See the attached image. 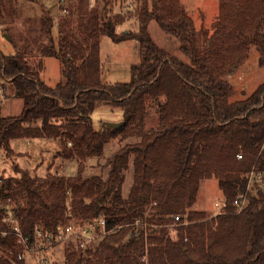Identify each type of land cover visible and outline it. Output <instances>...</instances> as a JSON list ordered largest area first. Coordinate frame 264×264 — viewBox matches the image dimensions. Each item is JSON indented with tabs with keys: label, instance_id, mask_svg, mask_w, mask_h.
Instances as JSON below:
<instances>
[{
	"label": "trees",
	"instance_id": "1",
	"mask_svg": "<svg viewBox=\"0 0 264 264\" xmlns=\"http://www.w3.org/2000/svg\"><path fill=\"white\" fill-rule=\"evenodd\" d=\"M137 1L136 30L118 32L127 16L113 14L109 2L60 0L57 24L51 8L42 7L39 17L25 20L26 34L9 36L16 53L0 52V78L11 81L23 108L0 115V150L10 157L15 139H54L62 143L59 156L79 160V168L42 179L16 167L21 176L1 179L0 198L12 199L27 235L55 232L68 214L95 233L110 231L86 250L67 249L68 264H264V82L234 102L228 80L252 47L264 67V0H219L211 29L199 31L180 0ZM15 3L0 0V19L16 15ZM153 20L179 40L188 61L154 41ZM103 36L138 44L142 60L130 82L103 81ZM48 57L61 63L54 87L42 79ZM150 102L159 120L146 129ZM103 105L123 111L120 129L95 128L92 115ZM119 137L136 140L112 155L106 177H84L83 161L101 157ZM131 165L134 180L124 197ZM211 178L225 198L214 218L191 210L201 182ZM0 247L19 249L12 237L0 236Z\"/></svg>",
	"mask_w": 264,
	"mask_h": 264
},
{
	"label": "rangeland",
	"instance_id": "2",
	"mask_svg": "<svg viewBox=\"0 0 264 264\" xmlns=\"http://www.w3.org/2000/svg\"><path fill=\"white\" fill-rule=\"evenodd\" d=\"M93 6L103 7L109 2L113 14L121 13L127 16L119 30H136L138 20L135 10L138 5L137 0H90ZM189 11L195 22L197 30L211 29L212 24L219 14V0H180ZM17 13L15 16L4 15L0 19V52L5 55L16 53L15 46L10 42L9 36L26 34L27 26L25 20L29 17H39L43 13V8H51L53 16L58 23L59 17L64 15L60 9V0H16ZM149 31L154 41L168 53L188 61L186 55L180 50L179 40L164 32L156 21H151ZM100 58L102 61V79L109 83H127L131 80V68L139 64L142 60L138 44L133 41L120 43L113 42L109 37L101 38ZM42 79L49 86H56L61 80V63L57 58L48 57L45 59V69L42 72ZM229 82L233 85L234 95L232 101H238L250 96L257 87L264 82V67L259 66V52L252 47L248 59L240 67L228 76ZM154 102L149 103L146 117V129L155 128L158 125L159 115ZM23 108L22 100L15 97L14 88L10 80L0 78V115L17 116L21 114ZM94 126L98 130L106 122L118 123L124 119L121 109H112L109 106H100L92 115ZM135 138L119 137L111 140L104 146V153L99 158H88L83 161L82 175L90 177L94 174L106 177L110 167L108 160L126 143L134 142ZM14 154L10 157L0 150V183L4 179L12 177L19 178L20 173L16 172V167L23 171H28L32 177L46 178L49 175L71 176L76 175L79 160L67 159L59 156L62 150V143L54 139H15L12 141ZM3 179V180H1ZM134 180V169L132 165L126 171V178L123 184V195L127 197ZM225 198L218 186L215 178L205 179L200 184L197 202L191 208L195 212H205L209 218H214L220 211ZM219 208H216V204ZM66 222H77L80 219L66 216ZM208 220V218H207ZM85 227H91L89 222H84ZM170 226V233L177 239V230ZM103 236L98 239L103 238ZM97 239V240H98ZM96 244L97 242H93ZM77 240L58 244L43 253L26 255L28 264H68L67 249L76 247ZM44 259V262H40ZM97 257L92 258L95 262ZM83 264L86 262L83 261ZM146 264V263H145Z\"/></svg>",
	"mask_w": 264,
	"mask_h": 264
},
{
	"label": "built area",
	"instance_id": "3",
	"mask_svg": "<svg viewBox=\"0 0 264 264\" xmlns=\"http://www.w3.org/2000/svg\"><path fill=\"white\" fill-rule=\"evenodd\" d=\"M241 157L242 156L239 155V158ZM245 198L244 196L243 199L245 200ZM243 202L241 204L239 202L236 203L241 205L242 208L244 206ZM219 207L217 203L216 208L218 209ZM0 209L3 211V218L0 220V236L6 238L12 237L19 247L18 250L0 247V259H8L12 262L26 261L27 263L26 255L43 253L58 244L70 242L71 240H77L78 247L82 250H86L93 245V242H96L99 237L110 232L102 231L101 233H95L93 228L84 226L86 220H79L77 222L68 220V222L58 225L55 232L39 228L36 229L33 235H27L15 216L13 210L14 202L11 198H0ZM175 219L179 221L180 216H177ZM101 224L105 226L106 223L104 219L101 221ZM140 224L139 221L135 223L136 226ZM41 261L44 262V259H40V262Z\"/></svg>",
	"mask_w": 264,
	"mask_h": 264
},
{
	"label": "water",
	"instance_id": "4",
	"mask_svg": "<svg viewBox=\"0 0 264 264\" xmlns=\"http://www.w3.org/2000/svg\"><path fill=\"white\" fill-rule=\"evenodd\" d=\"M124 122H118V123H112V122H106L102 125L101 128H106L109 130H118L123 126Z\"/></svg>",
	"mask_w": 264,
	"mask_h": 264
},
{
	"label": "crops",
	"instance_id": "5",
	"mask_svg": "<svg viewBox=\"0 0 264 264\" xmlns=\"http://www.w3.org/2000/svg\"><path fill=\"white\" fill-rule=\"evenodd\" d=\"M124 31H127V30H125L124 28H122L121 30H119V28H118V32H124ZM28 140H31V139H28ZM11 146H12V144H11Z\"/></svg>",
	"mask_w": 264,
	"mask_h": 264
}]
</instances>
